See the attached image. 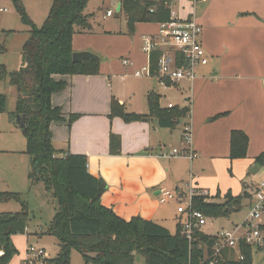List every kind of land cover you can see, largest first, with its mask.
<instances>
[{
    "label": "crops",
    "instance_id": "1",
    "mask_svg": "<svg viewBox=\"0 0 264 264\" xmlns=\"http://www.w3.org/2000/svg\"><path fill=\"white\" fill-rule=\"evenodd\" d=\"M108 1L120 12V0ZM183 1L185 4L180 6ZM173 5L177 6L175 10L180 16L185 12L182 18L194 14L201 23L202 41L209 58L206 65L197 68V78L193 82L182 80L171 85L182 94L188 91L181 106L189 108L187 116L175 128H165L154 117L126 122L112 113V101L115 99L127 111L149 114L148 101L142 108L132 103L127 106L125 99L115 92L112 76L119 73L135 75L136 70L151 64V56L143 49V39L158 34L160 27V23H137L134 34H129L127 21L120 12L119 18L125 23V29H104V33H95L92 25L90 32L74 35L73 49L74 52L91 50L99 54L97 51L102 46H96L89 39L92 34L105 35L107 39L122 37L131 44L124 51L128 53L124 59L132 60L133 65H125L123 59L117 69H100L98 74L91 75L63 76L68 86L52 95V103L63 109L66 120L53 123L51 127L52 140L62 142L66 148L63 154H86L89 171L106 181L107 190L102 196L104 205L125 219L141 216L162 223L170 231V222L173 221L176 233L182 217L177 210V202H160L163 189L187 191L188 185L193 183L198 190H207L222 203L227 192L233 195L243 192V180L236 186L237 181L234 182L227 173V170L231 172L234 169L235 162L246 167L250 176L258 174L264 167L256 159L264 153V0H208L196 10L190 0H174ZM108 10L113 14L107 17L114 16V10L110 7ZM103 61L102 57L100 63ZM151 78L156 77H148V80ZM141 87L145 98L151 91L162 97L157 84L144 81ZM169 104L173 103L163 106L168 107ZM73 113L80 115L69 124ZM186 122L193 130L194 158L168 157L174 148L186 147L183 142ZM235 129H241L248 135L249 147L247 157L233 160L230 158V139ZM111 133L121 137L118 154L110 151ZM196 163L200 170L197 180L193 171ZM258 163L260 167L253 174L250 169ZM211 168L216 172V181L215 177L205 175ZM255 183L252 179L244 183L249 194ZM251 198L252 194L246 199L247 208ZM169 213H174V216L169 218ZM40 228L35 233L38 238H41L38 233L45 227L41 225ZM30 230L28 227V238L33 235ZM201 230L206 233L203 227ZM58 251L59 247L55 254Z\"/></svg>",
    "mask_w": 264,
    "mask_h": 264
},
{
    "label": "trees",
    "instance_id": "2",
    "mask_svg": "<svg viewBox=\"0 0 264 264\" xmlns=\"http://www.w3.org/2000/svg\"><path fill=\"white\" fill-rule=\"evenodd\" d=\"M11 1L21 21L30 27L29 38L23 46L22 63L17 69L10 71L5 64H0V82L9 77L18 89L16 111L12 114L24 113L27 116L24 135L27 141L25 153L32 164L29 179L32 183L43 182L58 202V210L45 234L58 237L59 251L45 263L71 264V251L76 249L85 264H136L139 253L144 255L146 264H210L212 259L215 264H254L253 244L242 241L239 252L226 247L214 257L218 235L197 229L194 240L190 242L181 221L177 232L172 234L167 227L154 220L141 216L125 219L103 204L106 181L89 171L86 154L59 153L52 141L51 127L53 123L66 120L63 109L52 103V95L68 86V81L62 77L100 72V61L86 60L81 63L72 59L74 35L93 29L91 15L86 13L89 0H53L42 26H38L27 13L23 0ZM120 1V12L127 21L129 34H134L137 23H162L171 18L172 0ZM6 51V46L0 42V53ZM161 54L162 49L158 48L150 57L154 76L158 75ZM176 56L181 55L176 52ZM160 99L157 92H149V114L127 111L114 99L112 113L126 122L154 117L161 127L175 128L187 116L189 108L178 105L164 107ZM6 103V95L0 93V112L5 111ZM79 115L71 114L69 124ZM248 147V135L241 129L232 130L230 158L247 157ZM120 149L121 137L111 133V153L118 154ZM256 159L264 164V153ZM250 197L247 190L239 195L227 192L222 203L195 196L193 208L208 218L230 217L241 211L244 201ZM12 200L21 202L23 209L15 213H0V240L6 248L5 255L0 256V264H11L19 252L12 237L26 234L29 225L30 211L21 200V194L0 191V202ZM239 255L242 257L239 258Z\"/></svg>",
    "mask_w": 264,
    "mask_h": 264
},
{
    "label": "rangeland",
    "instance_id": "3",
    "mask_svg": "<svg viewBox=\"0 0 264 264\" xmlns=\"http://www.w3.org/2000/svg\"><path fill=\"white\" fill-rule=\"evenodd\" d=\"M23 3L27 13L35 23L38 26H42L48 17L53 0H23ZM183 4H185L184 1L180 6ZM0 6L8 8V12L0 13V42L7 48L5 53H0V64H5L11 71L17 69L22 61L23 46L29 38L30 27L21 21L11 0H0ZM172 6L174 9L177 7L173 4ZM108 7L114 10V16L107 17ZM86 13L91 15L90 22L94 27L95 33H104V29H113L115 31L125 29V23L121 22L116 7L110 4L108 0H89ZM184 14L185 12L181 13V16H184ZM104 36L92 34V37H89L96 46H102L97 51L104 59L100 63V69H117L128 54L124 51L131 44L122 37L107 39ZM122 75L123 77H121ZM112 77L115 92L125 99L127 106L132 103L134 106L142 108L143 104L147 102V98L143 95V88L141 87L144 81L151 82L153 85L157 84L158 90L162 93L160 99L162 106H166L169 102L173 103V105L182 106L184 97L188 93V91H185L183 95L174 86H170L166 91L162 85L157 83L156 78H151L150 81L148 77H136L131 73L128 75L119 73L118 76L113 75ZM0 93H4L7 97L5 111L0 112V191L19 192L21 194V200L26 203L25 205L30 211L28 227L31 229V234L33 233L29 238L26 234H16L12 237L19 252L13 257L11 264H22L28 243L44 247L54 257L58 250L59 239L54 234H45V230L52 222L51 220L58 210V202L52 195V192L47 190L43 182L32 183L29 179L32 164L29 155L25 153L27 147L26 137L23 131L10 121V116L16 111L19 92L17 87L10 82L9 77L0 82ZM53 144L59 153H63L66 150L64 144L58 140L53 141ZM193 171L197 180L200 177L198 163L195 164ZM227 173L234 182L237 181V185L235 183L236 186L239 185L240 180H243V185L241 184V186H243L242 193H244L245 190H248L244 186L245 182H249L250 179L258 182L264 178V167L258 174L250 176L246 167L235 162L234 169L231 172L227 170ZM241 174L244 176H241ZM205 175L209 178L215 177L216 181L217 175L214 169L207 170ZM207 188L212 192L210 187ZM206 199L217 201V198H213L210 194L206 195ZM246 204L245 200L243 209L230 217L207 218V223L203 225V229L206 233L217 234L222 227L231 228L234 223H241L248 211ZM22 209L23 205L18 201L0 202V213H15ZM174 213H169V218L173 217ZM262 219L264 220V211ZM170 224L171 231L175 233V222L171 221ZM41 225L45 228H42L43 231L38 233L41 236V238H38L35 236V233ZM253 258L254 264H264V249H259L258 246H255ZM71 264H85L81 253L76 249L71 251ZM136 264H146L143 254L139 253L136 256Z\"/></svg>",
    "mask_w": 264,
    "mask_h": 264
},
{
    "label": "built area",
    "instance_id": "4",
    "mask_svg": "<svg viewBox=\"0 0 264 264\" xmlns=\"http://www.w3.org/2000/svg\"><path fill=\"white\" fill-rule=\"evenodd\" d=\"M173 1L170 3V20L160 23L158 34L145 36L143 39V49L149 56L154 50L162 49L158 75H152L151 64L135 71V75L138 77H156L165 89L182 80L193 82L197 78V68L209 62L202 41L203 26L194 14L182 18L173 8ZM190 1L194 10H196L208 0ZM5 11H7V8L0 6V12ZM112 14V10L107 11V15ZM176 52H179L181 56H176ZM180 62H182L181 65ZM123 63L133 65V61L127 58L123 60ZM172 106L173 104H169L168 107ZM192 131L191 124L186 122L183 128V142L186 147L183 149L174 148L168 157L184 156L190 159L194 158ZM208 194L207 190L200 191L192 183L188 185L187 191L163 189L159 196L160 202H177V210L182 217V226L190 242L194 240L196 230L202 229L208 218L203 212L193 208V199L195 196L206 197ZM251 194L252 198L248 204V211L241 223L235 224L232 228L222 229L215 234L218 235L219 240L214 248V257L219 256L226 247H232L239 252V244L242 241L258 246L259 249H264V223L262 219L264 179L252 185ZM5 252L6 248L0 240V256H4ZM49 257H51V254L44 247L28 243L22 264H43ZM241 257L239 255V258ZM210 264H215V260L212 259Z\"/></svg>",
    "mask_w": 264,
    "mask_h": 264
},
{
    "label": "water",
    "instance_id": "5",
    "mask_svg": "<svg viewBox=\"0 0 264 264\" xmlns=\"http://www.w3.org/2000/svg\"><path fill=\"white\" fill-rule=\"evenodd\" d=\"M122 4L120 3L118 6V11L121 9ZM72 59L74 62H84L86 60H96V61H101L102 57L91 51V50H83V51H75L72 54ZM26 114L24 113H17V114H12L10 116V121L13 122L15 126L20 128L23 133L26 131ZM257 167H260V164H256L253 168L250 169V172L253 174L256 173Z\"/></svg>",
    "mask_w": 264,
    "mask_h": 264
}]
</instances>
